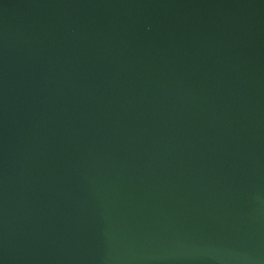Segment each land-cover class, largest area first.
<instances>
[{"label":"water","instance_id":"obj_1","mask_svg":"<svg viewBox=\"0 0 264 264\" xmlns=\"http://www.w3.org/2000/svg\"><path fill=\"white\" fill-rule=\"evenodd\" d=\"M0 264H264V0H0Z\"/></svg>","mask_w":264,"mask_h":264}]
</instances>
